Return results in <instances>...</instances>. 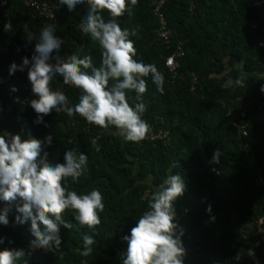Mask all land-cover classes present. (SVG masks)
<instances>
[{"label": "trees", "instance_id": "16d2710c", "mask_svg": "<svg viewBox=\"0 0 264 264\" xmlns=\"http://www.w3.org/2000/svg\"><path fill=\"white\" fill-rule=\"evenodd\" d=\"M45 1L0 0V264H264V0H166L168 46L148 0Z\"/></svg>", "mask_w": 264, "mask_h": 264}, {"label": "built area", "instance_id": "2783aa9c", "mask_svg": "<svg viewBox=\"0 0 264 264\" xmlns=\"http://www.w3.org/2000/svg\"><path fill=\"white\" fill-rule=\"evenodd\" d=\"M23 3L33 8L38 14L44 15L49 19L54 18V12L52 10V7L49 5V3L45 0H22ZM150 4L152 5V14L156 17H158L160 26L156 29L159 38L162 39V41L168 46L171 42L172 35L171 31L166 28V20L164 18V12L162 11V8L166 2V0H148ZM182 42L183 41H177L176 48L174 49L172 54H169L165 58V66L167 68V71L169 73V77L172 81H175L178 78L183 77V73L178 71V62L176 61V57L183 54V48H182ZM190 76L192 78V87L194 88V84L196 83V75L194 72H190ZM253 102L252 99H249L246 101L248 105H250ZM257 116L260 119H264V104L257 103ZM249 109H246L248 111ZM131 114L135 116H140V111L138 107H134L131 110ZM115 118L122 120L123 115L121 113H115L113 115ZM227 116L230 118V121L237 129H242L243 132V123H240L236 120H234L232 109L228 108L227 110ZM249 117L252 118V115L249 114ZM256 232L260 235L261 240L263 241V250H264V209L262 210L261 215L257 217V219L254 221Z\"/></svg>", "mask_w": 264, "mask_h": 264}]
</instances>
